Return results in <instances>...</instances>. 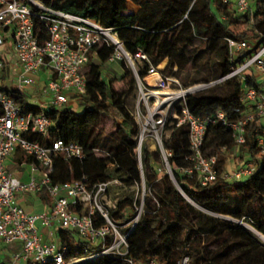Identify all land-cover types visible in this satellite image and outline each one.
Returning a JSON list of instances; mask_svg holds the SVG:
<instances>
[{"label":"trees","instance_id":"obj_1","mask_svg":"<svg viewBox=\"0 0 264 264\" xmlns=\"http://www.w3.org/2000/svg\"><path fill=\"white\" fill-rule=\"evenodd\" d=\"M47 9L70 13L92 19L110 29L123 44L126 52L141 50L150 65L157 67L166 60L164 73L180 80L182 89L188 87L190 70L205 71L194 79V84L210 83L226 76L232 67L226 38L249 40L264 45V0H254L245 14H239L233 3L223 0H132L138 10L133 16L127 13L128 0H38ZM35 34L39 42L47 38L45 26L39 22L43 14L33 8ZM253 18V21L250 20ZM261 27V31L257 28ZM171 36V38L169 37ZM217 41L215 59L211 61L217 72L213 74L206 50ZM114 54L105 44L95 46L88 54L84 69L86 90L77 95L76 109H44L53 126L46 143L60 139L82 146L84 158L55 159L50 178L53 183L66 184L85 178L90 185L116 181L120 199L111 217L122 224L134 216L135 199L132 187L144 182L148 192L144 198L143 214L127 239L128 257L135 264L154 260L158 264H178L187 257V264H264V246L260 245L240 226L242 222L264 235V153L258 139H264V125L255 118L246 127L245 143L236 145L232 134L225 127L211 125L204 141V153L217 158V178L201 186L197 174L186 177L179 172L188 166L189 134L182 125L168 126L171 133L162 141L163 149L170 155L167 162L175 182L183 193L198 207L229 221L206 214L188 203L177 191L166 170L159 151H141V169L136 155L138 126L125 106L124 95L117 84L135 85V77L125 67L123 60H116L119 72L115 75L103 70ZM204 57V58H203ZM165 63L162 62L160 67ZM149 64L137 63L138 77L146 76ZM105 71V72H104ZM5 72V70H4ZM7 72V71H6ZM118 75V76H117ZM107 78V80L105 79ZM224 85L226 91L217 95L215 88ZM241 84L234 77L214 85L208 94L194 93L186 96L188 111L200 118L223 113L228 122H237L248 108L239 101ZM21 101L19 98L17 102ZM25 109L38 111L37 107L24 104ZM106 120L117 124L112 134L106 131ZM114 129V127H113ZM98 150L95 153L94 150ZM243 151L245 163L255 170L239 182L221 178L230 156ZM29 161H32L31 159ZM142 172V175H141ZM58 240L69 249L68 257L92 252L93 246L81 240L74 231L59 230ZM26 264H32L30 262ZM99 264H127L116 259H102Z\"/></svg>","mask_w":264,"mask_h":264},{"label":"built area","instance_id":"obj_2","mask_svg":"<svg viewBox=\"0 0 264 264\" xmlns=\"http://www.w3.org/2000/svg\"><path fill=\"white\" fill-rule=\"evenodd\" d=\"M230 2L237 13L245 14L254 0H223V3ZM33 8L43 12L38 19L46 28L47 38L41 43L32 21ZM225 42L233 64L230 72L209 85L184 91L177 81L165 75L167 64L160 69L150 65L141 50L135 54L126 52L110 29L92 19L47 9L38 0H0V81L7 68L11 74L5 82L12 85L9 91L0 86V264H99L106 258L135 264L128 257L127 239L144 212V182L132 187L139 203H134V216L120 225L111 217V212L117 210L121 193L120 189L119 193L113 191L118 185L116 181L90 185L83 178L66 184L53 183L50 175L55 159L62 155L65 160H81L84 152L75 142L64 143L55 139L43 143L49 138L53 126L44 106L69 107L71 98L68 93L84 94V69L89 52L103 44L112 47L114 54L109 61L123 60L129 65L138 87L132 116L139 130L136 143L139 168L142 148L145 146L149 150L148 141L153 142V151H159L167 167L170 154L163 149L159 131L169 120L175 128L182 125L188 128V166L179 172L186 177L197 174L200 185L206 186L218 176L216 156L204 153L209 127H225L239 146L245 143L247 125L255 118H264V45L254 48L249 40L234 38H226ZM243 53L248 55L242 57ZM1 54L15 56V63L8 65ZM144 62L149 67L146 76L140 80L136 64ZM234 77L241 84L239 101L248 108L237 122H228L223 113L200 118L188 111L185 105L187 92L194 94L202 87H212ZM41 82L44 84L39 95L46 97V101L33 105L38 108L36 112L25 109L23 94L29 88H38ZM174 82L180 91L171 90ZM18 98L21 101L17 102ZM257 143L264 153V139H258ZM17 150L32 160L25 182L4 169V161ZM94 152L98 153V150ZM254 170L253 164L241 163L222 172L221 178L227 182H239L252 175ZM43 190L51 203L48 209L40 213L27 212L17 203V194H37ZM112 193L116 195L112 197ZM41 228L48 230V234L43 235ZM59 230L74 231L94 250L85 251L82 256L68 257V247L57 238ZM187 261L184 257L178 264H187ZM144 264L158 263L149 260Z\"/></svg>","mask_w":264,"mask_h":264},{"label":"rangeland","instance_id":"obj_3","mask_svg":"<svg viewBox=\"0 0 264 264\" xmlns=\"http://www.w3.org/2000/svg\"><path fill=\"white\" fill-rule=\"evenodd\" d=\"M130 1V2H129ZM128 2V7H127V9H128V11H127V13L128 14H132V3H134L132 0H128L127 1ZM261 27H258L257 28V30L258 31H261ZM170 38H171V36H169ZM251 44H252V46L254 47V48H257V47H259L258 45L259 44H256V43H254V41H251ZM217 45H218V42L217 41H213V42H211L209 45H208V47H207V50H206V53H207V56L208 57H205V58H208L209 59V65L211 66V70H212V72H213V74H215L217 71V68H215V67H213V65L211 64V61H213V60H217V59H215V51H216V48H217ZM248 54L247 53H243L242 54V57H246ZM1 57L5 60V62L8 64V65H11V62L13 61V60H16L15 59V56H13V55H11V56H7V55H5V54H1ZM204 58V57H203ZM162 62H164L165 64H167V66H166V68L169 66L168 65V61H166V60H163ZM161 62V63H162ZM160 63V64H161ZM160 64H159V68L161 69V68H163L164 67V65H162L161 67H160ZM125 67L128 69V70H130L131 71V69H130V67H129V65H127L126 63H125ZM103 70H106L107 71V73H110V75H112V74H114L115 75V73L116 72H119L120 70H119V68H118V65H117V62L116 61H109V62H107L106 63V65H104L103 66ZM105 72V71H104ZM133 74V73H132ZM204 74H205V71H201V73H197V71L196 70H190V72H189V76L187 77V82H188V87L186 88V89H183L184 91H186V90H189V89H193V88H199L200 86H203V85H209L210 83H212V80L213 79H211L210 81V83H205V82H200V83H196V84H194L192 81L194 80V79H199V78H201L202 76H204ZM118 76V75H117ZM134 76V75H133ZM171 79H173V80H175V81H177L178 83H179V85L181 84V82H180V80H178V79H176L175 77H170ZM2 79L3 80H1L0 81V86L1 87H3L4 89H6V90H11V88H12V85L10 84V83H7V84H5L4 83V81L5 80H9L10 79V75H9V73L7 74V73H5L4 75H2ZM106 80H107V78H105ZM151 82H152V80H151ZM43 84L44 83H40V86H43ZM179 85H177L175 82L174 83H172L171 84V86H170V88H171V90H173V91H175V92H178V91H180V87H179ZM182 85V84H181ZM180 85V86H181ZM116 88L120 91V92H123V93H125V95H124V100H125V106H126V109L130 112V113H132L133 112V109H134V106H135V104H136V102H137V99H138V87H137V84L135 83V85L133 86V87H129L128 86V84L127 83H124V84H117L116 85ZM182 88V87H181ZM211 87H209V86H207V87H202V89L199 91V92H197V93H202V94H208L209 93V89H210ZM215 91H216V94L217 95H222V94H224V92L226 91V87L224 86V85H220V86H218V87H216L215 88ZM38 92H39V90L37 91V90H35L34 88H29V89H27L26 91H25V93L23 94V98H24V100L25 101H27L28 103H29V105H31V106H33V105H35V103L36 102H41V103H43L44 104V102H45V98L46 97H43L42 95H39L38 94ZM68 95H69V97L71 98V105L73 104L72 103V101L73 100H75V98H76V96L77 95H75V94H72V93H68ZM77 104H78V102H77ZM152 104V106H153V102L151 103ZM44 108L45 109H47L48 107L45 105L44 106ZM63 108V107H62ZM64 108H67V107H64ZM170 121L168 120L167 121V123L164 125V127L159 131V137L161 138V140L163 141V140H165V139H167L168 138V136L170 135V133H171V129H169L168 128V126H170L171 124L169 123ZM259 123H261V124H264V118H260L259 119ZM104 125H105V127H106V131L108 132V133H110V134H112L114 131H116V129H117V124L116 123H114V122H112V121H109V120H106L105 122H104ZM113 127H114V129H113ZM153 142H147L146 144H147V146L149 147V150H152L153 151V144H152ZM234 154H232V156H230V159H229V161H228V163H227V167H226V170H228L229 168H233V167H236V166H238L239 165V163L241 164V163H245L246 162V159H247V157H246V155L244 154V152L243 151H238L237 152V156H233ZM244 158V159H243ZM166 170V168H164V170L162 169V171L164 172ZM113 191H116V192H118L119 193V189H114ZM133 192H135L136 190H132ZM139 192H142V190H139ZM117 193V194H118ZM148 192L146 191V189L144 190V194H147ZM43 194H45V193H43ZM114 195H116V193H112L111 194V196L113 197ZM221 220H223V221H229L228 219H224V218H220ZM233 223H235L236 224V226H239V224L238 223H236V222H233ZM247 225V224H246ZM248 226H250V225H248ZM242 229H244L245 231H246V229L243 227V226H240ZM252 229H254L252 226H250ZM255 230V229H254ZM47 231L48 230H44V232L45 233H47ZM247 232V231H246ZM248 233V232H247ZM249 234V233H248ZM251 237V236H250ZM252 238V237H251ZM55 241H56V237H54L53 238ZM253 239V238H252ZM49 240H50V238H49Z\"/></svg>","mask_w":264,"mask_h":264},{"label":"crops","instance_id":"obj_4","mask_svg":"<svg viewBox=\"0 0 264 264\" xmlns=\"http://www.w3.org/2000/svg\"><path fill=\"white\" fill-rule=\"evenodd\" d=\"M126 7H128V2L126 3ZM132 7H133L132 8V15L135 16V14L138 10V6L135 3H132ZM127 11H128V9H127ZM11 63L12 64L15 63V60H13ZM5 73H7V74L9 73V75H10L11 71H9L7 68H5V72L3 73V75ZM4 83L7 84V82H5V81H4ZM41 87L42 86H39L38 88H34L37 91L39 90L38 94H40V88ZM23 100H24V98H23ZM25 103L29 104L27 101H25ZM39 103L41 104V102H39ZM72 106L75 107L76 109L78 108L77 103H73ZM262 125H264V124H262ZM235 156H237V154H235ZM29 160H30L29 157H27L26 155H24L23 153H21L20 151L17 150L11 158H8L4 161V169L6 170V172L8 174L12 175L13 177L17 178L18 180H20L22 182H25L28 180V177L30 174L29 164L31 161H29ZM233 168L231 167L228 170H231ZM43 193H45V194H43ZM16 199H17V203L27 212L40 213V212L48 209L49 206L51 205L50 200H49V198H48V196L44 190L37 193V194H17ZM44 230H46V229L41 228L40 232L43 235H47L48 231H47V233H45Z\"/></svg>","mask_w":264,"mask_h":264},{"label":"water","instance_id":"obj_5","mask_svg":"<svg viewBox=\"0 0 264 264\" xmlns=\"http://www.w3.org/2000/svg\"><path fill=\"white\" fill-rule=\"evenodd\" d=\"M131 69V68H130ZM131 72L133 73V75H134V72H133V70L131 69ZM188 95H190V93H186V96H188ZM166 174L169 176V178H170V180L172 181V183H173V185L175 186V188L177 189V191L180 193V195L188 202V203H190L191 205H193L194 207H196V208H198L199 210H201L202 212H204V213H206V214H209V215H212V216H215V217H217V218H224V219H227L226 217H224V216H220V215H215V214H212V213H210V212H208V211H206V210H204V209H202V208H200V207H198L197 205H195L194 203H193V201L191 200V199H189L184 193H183V191L181 190V188L178 186V184L175 182V180H174V177H173V174H172V172H171V169H170V167H169V165H167V167H166ZM236 223H238L239 224V226H241V221L240 222H236ZM245 224V223H244ZM250 236H251V234H249ZM252 237V236H251ZM253 238V237H252ZM256 242H258L255 238H253ZM260 245H262V246H264V244H261L260 242H258Z\"/></svg>","mask_w":264,"mask_h":264},{"label":"bare ground","instance_id":"obj_6","mask_svg":"<svg viewBox=\"0 0 264 264\" xmlns=\"http://www.w3.org/2000/svg\"><path fill=\"white\" fill-rule=\"evenodd\" d=\"M154 147V146H153ZM241 226H243L246 231L251 234V236L253 238H255L258 242H260L261 244H264V235L260 234L259 232H257L256 230L252 229L250 226L241 223Z\"/></svg>","mask_w":264,"mask_h":264}]
</instances>
